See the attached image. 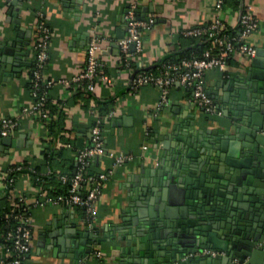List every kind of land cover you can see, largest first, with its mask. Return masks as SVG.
Wrapping results in <instances>:
<instances>
[{
    "label": "crops",
    "instance_id": "1",
    "mask_svg": "<svg viewBox=\"0 0 264 264\" xmlns=\"http://www.w3.org/2000/svg\"><path fill=\"white\" fill-rule=\"evenodd\" d=\"M22 2L19 11H16L17 15L13 16L10 6L0 0V47L20 34V40L26 42L24 51H28L22 57L27 62L25 68L11 79L0 80V119L8 117L17 121L16 129L9 134L16 140V145L0 146V197L6 193L9 201H17L23 208L21 215L27 220L31 231V247L24 264H130L129 261L139 260L137 246L143 244L140 237H135L127 248L124 241L105 239L98 243L97 239L114 233V226L124 218H132L139 208L138 204L142 205L138 195L152 188L158 179L154 170L160 165L157 155L160 150L171 148L172 143L180 144L176 141L178 137L189 140L195 132H201L206 140L219 142L222 136L230 134L224 126L231 122L232 111L226 108L225 103L214 100L220 105V114L206 113L191 103L188 91L178 84L169 88L168 100L164 105L159 103L160 90L156 86L142 85L136 92L130 90V74L120 67V52L115 48L110 50L111 44L118 40L117 33L121 31L126 34L124 15L129 5L134 3L137 19L155 16L154 25L142 33L141 61L135 62L138 67L143 65L152 69L161 59L184 44V29L205 25L212 19L214 0ZM247 2L253 7L258 25L245 42L264 53V0ZM37 11L44 14L50 28L48 59L42 78L53 82L47 97L50 105L60 109L65 127L55 136L50 135L45 124L49 119L45 121L39 114L22 112L24 107L33 103L29 83L35 55L33 44ZM240 11V8L226 7L223 12V19L233 31L238 26ZM93 37L100 40L97 57L103 64L102 73L114 80L108 85L97 78L93 91L89 93L78 90L75 78L83 70L89 39ZM8 47L12 48L10 45ZM249 59L243 56L233 58L226 73L217 68L207 70L204 74L206 89L229 95L228 82L243 74ZM93 99H113V102L111 110L101 116V134L107 154H103L98 163H94V160L91 162L88 175H97L108 168H112V174L102 184L95 203L93 227L89 228L86 213L81 208L38 204L44 191L43 184L33 180L27 169L16 172L13 184L7 188L3 187V179L9 168L21 164H27L43 175L48 172L65 175L74 173L75 169L70 170L69 166L76 162L81 148L85 149L91 144L90 130L96 119L91 107ZM189 122L193 124L186 128ZM51 139L54 140L53 144ZM58 143L64 145L58 146ZM53 146L56 155L53 163L47 164L44 154ZM60 151L61 154H58ZM109 153L115 156L126 154L131 159L112 166L113 158ZM81 185L82 191L90 187L88 181H83ZM71 218L78 224L84 218L85 223L77 230L88 229L96 237L91 244L84 246L88 252H83V256L75 260L67 256V249L61 250L52 243L50 236L64 228ZM149 234V231H143L144 237ZM94 251H99L101 257L97 258Z\"/></svg>",
    "mask_w": 264,
    "mask_h": 264
},
{
    "label": "water",
    "instance_id": "2",
    "mask_svg": "<svg viewBox=\"0 0 264 264\" xmlns=\"http://www.w3.org/2000/svg\"><path fill=\"white\" fill-rule=\"evenodd\" d=\"M4 2L13 16L23 4L22 0ZM19 36L0 47L2 81L17 76L27 63L22 59L28 54L23 47L26 42ZM123 37L121 31L116 35ZM113 48L118 49L115 43ZM227 86L229 95L206 90L232 111L231 122L224 126L230 134L211 142L194 131L189 140L178 137L180 144L160 150V165L154 170L158 179L138 195L142 205L138 204L132 218L114 226V233L97 239L98 243L124 241L127 248L140 237L139 260L130 264H232L234 259L264 264V53L256 49L243 74ZM215 106L220 109L218 103ZM15 145L11 136L0 137V146ZM79 223L71 218L64 228L50 234L52 243L67 249L71 260L87 253L84 246L96 238L88 229L77 230L84 218ZM144 230L150 232L147 237ZM206 248L224 255H197Z\"/></svg>",
    "mask_w": 264,
    "mask_h": 264
},
{
    "label": "built area",
    "instance_id": "3",
    "mask_svg": "<svg viewBox=\"0 0 264 264\" xmlns=\"http://www.w3.org/2000/svg\"><path fill=\"white\" fill-rule=\"evenodd\" d=\"M44 1V0H42ZM135 5L131 3L127 8L124 21L127 32L123 38L116 40L120 55L125 60L124 70L128 71L130 76L132 69L130 62L141 61L140 53L142 51V33L149 30L155 23V16L149 15L143 19H137L134 13ZM226 7L224 0H214L213 17L205 25L184 29L182 36L200 39L202 37L210 41L209 45L198 55H192L189 58L180 61H167L159 67L156 72L139 71L129 78L130 90L136 92L142 85H153L160 90V105H164L168 100L169 88L175 84L184 87L189 95L190 101L195 106L202 108L206 113H217L214 100L208 95L204 74L207 70L217 68L226 73L229 67V61L237 56L251 58L255 55V47L248 45L245 39L253 32L258 25V21L253 14V7L242 0L241 11L238 15V26L234 33L223 19V12ZM36 36L33 44L35 52L31 65L30 91L33 97V103L22 109L23 113L39 114L42 120L49 119L48 113L45 112V102L47 100L48 89L52 81H44L42 78L43 68L48 59V48L50 43V28L46 24L44 14L37 11ZM100 40L96 37L89 39L86 49L85 65L81 73L75 78L76 82L84 81L85 89L93 91L95 81L100 78L104 83L111 85L112 78L99 73L102 63L97 57L100 50ZM131 45L134 49L131 50ZM138 67V66H137ZM145 68L143 65L138 69ZM94 107V103L91 104ZM92 113H95L92 110ZM96 114V113H95ZM17 127V121L12 118L3 117L0 119V137L8 136ZM91 144L89 147L80 150L76 156V169L73 177L68 179L67 175H60L62 184L69 182V187L65 192L48 194L43 191L37 203L40 205H59L67 208H81L86 213V224L89 228L93 227L95 216V203L100 194L103 182L112 174V168L105 172L97 173L94 176H84V171L89 168L90 163L98 156L104 154V142L101 134V116L96 114V119L90 130ZM64 144L58 143V146ZM145 148V147H144ZM107 154V153H106ZM113 158L112 166H116L131 159V156L119 154L117 156L109 153ZM29 174L34 175L37 183L43 182L46 174L37 173L35 170L27 167ZM23 170L22 165L13 166L8 169L3 179V187L7 188L13 184L15 173ZM50 173V172H48ZM47 173V174H48ZM88 181L90 187L86 191L81 190V183ZM17 220L14 227L7 228L0 239V264H24L27 254L30 251L31 231L27 220L21 214L13 215ZM97 258L101 257L99 251H94ZM197 255L217 256L224 255V252L212 248L203 249ZM232 264H242L237 259Z\"/></svg>",
    "mask_w": 264,
    "mask_h": 264
},
{
    "label": "trees",
    "instance_id": "4",
    "mask_svg": "<svg viewBox=\"0 0 264 264\" xmlns=\"http://www.w3.org/2000/svg\"><path fill=\"white\" fill-rule=\"evenodd\" d=\"M242 4V0H224V5L225 7H232L233 9L238 10L241 7ZM232 33L233 30H230ZM184 38V44L179 47L174 49L167 57L161 59L158 63H156V65L152 68V69H147V68H142V69H138V67L135 65L134 62H130V68L132 69V73H137L139 71L145 70V71H153L156 72V69H158L159 67H161V65L167 61H180L182 59H186L189 58L192 55H198L200 54L204 48H206L210 41L207 40L206 38L202 37L200 39L197 38H193V37H185ZM232 60L229 61V63H231ZM124 64H125V60L123 58V55H120V67L124 68ZM104 70V68H100L99 69V73L103 74L102 71ZM77 84L79 85V89L78 90H85L87 92H92V91H88L85 89V82L84 81H79L77 82ZM30 85V83H29ZM93 98V97H90ZM94 103V107H92V110H94V112L99 115V116H103L104 114H106L109 110H111V104L113 102V99H108V100H99V99H93L92 101ZM45 112L48 113V117L49 120L45 123L50 135H56L59 131H62V129H64L65 127L63 126V122H62V114L60 109L57 106H53L49 104V99L47 98L46 102H45ZM51 143H54V140L51 139ZM56 149H54V146L50 148L49 152L45 153V160L46 163H53L54 160V156L56 155ZM58 154H61V151L58 152ZM23 167V170H25L28 166L27 164H21ZM91 165V163H90ZM89 165V166H90ZM77 165L76 162H74L71 166H69L70 170H74L76 169ZM37 173H39L37 170H35ZM84 176H88V169H86V171L83 172ZM63 173L59 172V173H48L46 175H44L43 177V182L41 184H43V190H47L48 194H55V193H60V192H65L66 189L69 187V182L67 181V183L62 184V182L60 181V175H62ZM72 172H68L67 177L68 179L73 177ZM33 180H34V175H32ZM45 182V183H44ZM49 187H51L49 189ZM23 213V208L21 207L20 203H18L17 201L12 202L9 201L6 193H4L2 195V197H0V239H1V235L3 234V232L10 227H14L17 224V220L14 219L13 215L15 214H21Z\"/></svg>",
    "mask_w": 264,
    "mask_h": 264
}]
</instances>
